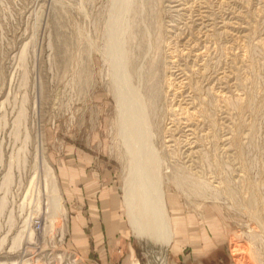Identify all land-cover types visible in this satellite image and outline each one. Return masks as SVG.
Segmentation results:
<instances>
[{"label":"rangeland","instance_id":"rangeland-1","mask_svg":"<svg viewBox=\"0 0 264 264\" xmlns=\"http://www.w3.org/2000/svg\"><path fill=\"white\" fill-rule=\"evenodd\" d=\"M128 90L144 114L131 144ZM151 151L172 227L160 252L124 202ZM156 253L264 264V0H0V264Z\"/></svg>","mask_w":264,"mask_h":264},{"label":"bare ground","instance_id":"bare-ground-1","mask_svg":"<svg viewBox=\"0 0 264 264\" xmlns=\"http://www.w3.org/2000/svg\"><path fill=\"white\" fill-rule=\"evenodd\" d=\"M133 100H137L138 105H140L141 101L138 96H135L132 92L128 90V94L122 91L121 100L120 102L118 101L120 103V106L118 107H120L121 110V123L123 124L122 136L125 143L127 142V144L128 142H130V144L133 143L134 139L139 137L136 132L135 125L136 123L140 124V121L134 122L132 121V118L136 117L138 120L144 118L143 113L139 114V106H137L136 109L138 114L134 113V109H132L134 103ZM141 106L142 104L140 105V108ZM136 154L137 153L135 152V156ZM147 154L148 158H150L148 160L144 158V161L142 160V162L140 163L142 167L138 170H141L140 172H142V170L145 171L146 175H141L149 181L148 185L142 186L141 183H139L140 180L139 182L137 181V178L139 177H136L139 176V173L137 171H134L133 175L132 172V174H130L129 177L126 178V200L124 202L126 208L129 211V224L134 229L135 233H137L138 237L143 241H146L147 239L154 241L158 247V252H160L164 251V249L169 245L171 241L172 227L170 222V216L166 209L164 193L161 190L162 186L160 184V181L158 180V176L154 175V171L157 168L156 162L153 161L154 153L151 151ZM136 164L137 163H135V165ZM150 180L152 183L150 182ZM239 253L240 247L235 245L232 248V255L234 257H237ZM156 257L157 259H154L153 257L154 264H167L166 255L164 253L162 256H160V253H158ZM241 261L243 264V258L237 260V263ZM247 264L251 263L247 261Z\"/></svg>","mask_w":264,"mask_h":264}]
</instances>
